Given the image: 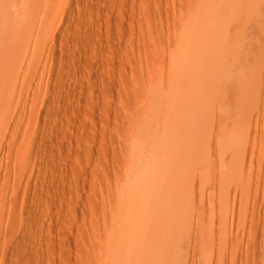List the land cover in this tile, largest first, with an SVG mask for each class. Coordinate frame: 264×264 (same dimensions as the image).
Returning <instances> with one entry per match:
<instances>
[{"label": "rangeland", "instance_id": "1", "mask_svg": "<svg viewBox=\"0 0 264 264\" xmlns=\"http://www.w3.org/2000/svg\"><path fill=\"white\" fill-rule=\"evenodd\" d=\"M0 264H264V0H0Z\"/></svg>", "mask_w": 264, "mask_h": 264}, {"label": "bare ground", "instance_id": "2", "mask_svg": "<svg viewBox=\"0 0 264 264\" xmlns=\"http://www.w3.org/2000/svg\"><path fill=\"white\" fill-rule=\"evenodd\" d=\"M13 25V24H12ZM208 95V94H207ZM169 180V179H168Z\"/></svg>", "mask_w": 264, "mask_h": 264}]
</instances>
